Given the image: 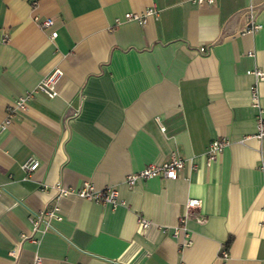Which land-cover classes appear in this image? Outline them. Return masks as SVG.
Instances as JSON below:
<instances>
[{
  "label": "crops",
  "instance_id": "crops-1",
  "mask_svg": "<svg viewBox=\"0 0 264 264\" xmlns=\"http://www.w3.org/2000/svg\"><path fill=\"white\" fill-rule=\"evenodd\" d=\"M149 6L142 22L121 20ZM53 66L54 95L32 91L0 129V264L34 253L38 264H264V139L251 136L264 74L247 72L264 70V0H0V124ZM216 137L228 143L207 163ZM170 154L183 160L175 178L121 183ZM28 155L37 166L24 177ZM83 181L115 187L122 204L38 188ZM188 197L198 206L177 223ZM52 204L59 218L40 214L32 229Z\"/></svg>",
  "mask_w": 264,
  "mask_h": 264
},
{
  "label": "built area",
  "instance_id": "built-area-1",
  "mask_svg": "<svg viewBox=\"0 0 264 264\" xmlns=\"http://www.w3.org/2000/svg\"><path fill=\"white\" fill-rule=\"evenodd\" d=\"M30 5H32L35 0H27ZM192 3H210L212 0H189ZM154 7L149 6L146 7L145 9L139 11V12H124L121 15V20H135V21H140L142 22L144 18L148 15H153L154 14ZM247 24L244 27L245 31H251L252 29H255L257 25L252 22L250 19L251 17L248 15L247 16ZM115 22L119 21V19H114ZM36 25L39 27V29H44L50 26L51 20L48 17H44L41 19H38L35 21ZM54 36V31L50 30L47 33L48 38H52ZM202 47H199L198 50H201ZM254 76L261 77L264 74V70H259L258 69H252L250 71H247ZM59 75V69L54 67L51 68L46 74L40 77V79L35 83V85L32 87L30 91H27L22 93L21 95L17 96L14 98V100L11 102V104L8 107L6 117L0 124V129L4 128L7 123H8V118L7 115L10 112H19L23 111L25 101L28 98L29 94L32 91H39L40 93H43L45 96L50 97L51 95H54V90H53V82L55 78ZM253 84L249 85L248 87V99L249 104L257 107L256 104V90ZM257 115L255 116L254 120V131L252 133V137L256 139H264V119L262 118V110L256 109ZM227 140L224 137H216L212 138L208 141V143L205 146L204 149V160L205 162L208 163V161L212 160L215 155L221 150V147L225 145ZM259 154V162H258V168L261 170H264V150L259 149L258 150ZM183 160L180 157H177L173 154H170L167 158V160H164L159 163H146L140 169H137L135 171H131L126 173L122 179L121 183L127 188L131 187V185L140 179H145V178H150V177H159L162 179H173L176 177V170L177 168L181 167ZM37 166V159L34 158L33 156H27L26 159L20 164V168L22 169L24 173V177H27L28 174ZM38 188L40 190H50L53 193V198H59L61 196H74V197H79L82 199H85V201H92L96 203H101V204H107L110 207L116 206V205H121L122 200L117 197V193L115 190V187L111 186H103L99 188L93 187L90 183L83 181L81 184L77 187H72L71 186H63L57 182H52V183H40ZM4 192V188L2 185H0V193ZM198 199L194 197H188L183 201L182 204V213H180L177 216V223H182L183 219L190 213H194L196 210V207L198 206ZM57 207L55 204H52L51 206L42 209L38 213H32L30 216V222L32 225V229H35L36 227V221L38 220L39 215L43 214L44 217L48 218H54L58 219V215L55 213ZM45 218V219H46ZM43 227L46 228L47 222L45 220L42 221ZM147 222L145 219L141 218L140 216H137L136 220V225L137 227L141 228L146 225ZM177 228L182 229L183 228L181 225L173 227V233L177 230ZM184 234V233H183ZM188 239H185L183 242V245L187 243ZM13 250L10 251V254H13ZM217 256L220 259L225 258V252L223 248L219 247L217 249ZM33 260H31L30 264H38L40 257L34 253Z\"/></svg>",
  "mask_w": 264,
  "mask_h": 264
}]
</instances>
